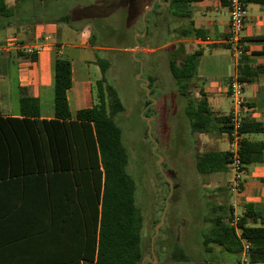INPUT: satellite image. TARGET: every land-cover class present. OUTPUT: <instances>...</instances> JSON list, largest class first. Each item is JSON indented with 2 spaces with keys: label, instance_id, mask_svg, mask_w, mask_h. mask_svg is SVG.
Segmentation results:
<instances>
[{
  "label": "trees",
  "instance_id": "obj_1",
  "mask_svg": "<svg viewBox=\"0 0 264 264\" xmlns=\"http://www.w3.org/2000/svg\"><path fill=\"white\" fill-rule=\"evenodd\" d=\"M22 1L28 0H14V3ZM162 1L168 2L161 11L166 13V18L171 15L184 18L188 17L185 7L199 0ZM241 1L264 4V0ZM221 2L228 4V0ZM157 6L159 10L161 5ZM12 12L6 1L0 0V17ZM191 26L190 21L181 30V37L191 35ZM138 44L141 45L140 41ZM16 52L19 57L36 59V53ZM200 55L198 49L186 52L183 42L174 45L166 55L168 70L179 94L185 97L189 131L216 132L218 137L228 135L230 114H215L203 88L195 81ZM96 59L101 77L96 82L95 100L91 106L79 109L74 118L66 98L71 86V66L60 56L53 65V118H39L38 100L26 94L20 96L19 117L0 114V134L12 172L16 158L19 174L23 175L18 222L29 225L28 229H20L17 236L26 244L27 251L22 249L20 253L26 259L11 264H152L151 260L142 263L143 216L137 206L136 182L127 168L128 152L122 129L115 119L124 106L116 89L106 81L110 62ZM250 71L247 65H238L237 77L242 84L251 81ZM256 71L264 72V64ZM148 81L150 85L152 80ZM190 83L198 96H187ZM148 104L149 100L145 101ZM243 107L244 104L239 110L242 135L239 153L245 168L260 161L264 151V140L251 141L247 135L263 133L264 136V127L248 112L242 113ZM194 169L204 175H225L229 171V152L214 147L205 149L196 155ZM224 188L228 192L229 184ZM262 217V212L248 204L234 221V210L228 200L211 204L203 216L207 223L201 242L204 252L212 253L218 248L239 256L244 240L248 243L247 264L264 263ZM168 258L172 262L188 261L175 243Z\"/></svg>",
  "mask_w": 264,
  "mask_h": 264
},
{
  "label": "rangeland",
  "instance_id": "obj_2",
  "mask_svg": "<svg viewBox=\"0 0 264 264\" xmlns=\"http://www.w3.org/2000/svg\"><path fill=\"white\" fill-rule=\"evenodd\" d=\"M6 3L13 12L0 17V39L4 35L19 37L21 28L29 26V29H33L52 20L64 31L82 32L92 45L103 49L97 52L81 51V55L94 54V57L110 62L105 76L124 106L115 119L121 126L128 152L127 168L136 182L137 206L143 216L145 256L150 257L152 264H227L228 261L217 248L213 257L211 253L204 252L201 243L207 224L203 216L211 204L229 201L230 191L224 188L227 175L199 174L194 169V160L197 154L210 147L228 149V138L227 135L218 137L216 132L189 131V122L184 113L185 97L178 92L166 57L177 43L173 42L175 37L168 30L171 23L169 17L164 16V11L161 14L158 12L159 2L28 0L17 5ZM144 3L148 6L145 7ZM149 19L153 21L149 22ZM145 24H148V34L142 37ZM138 41L150 46L136 47ZM160 44L162 46H158ZM79 60L76 62L79 63ZM140 70L141 79L152 80L148 84V92L141 87V80L137 78ZM92 89L93 103L96 82ZM187 96H198L193 83L189 85ZM147 100L149 104L145 105ZM223 104L222 109H226L230 100L224 99ZM158 157L161 158L159 165L165 177L171 180V191L156 164ZM161 216L163 222L155 235V227ZM152 237L154 244L151 249ZM173 243L187 256L188 261H169ZM235 261H239V256Z\"/></svg>",
  "mask_w": 264,
  "mask_h": 264
},
{
  "label": "crops",
  "instance_id": "obj_3",
  "mask_svg": "<svg viewBox=\"0 0 264 264\" xmlns=\"http://www.w3.org/2000/svg\"><path fill=\"white\" fill-rule=\"evenodd\" d=\"M5 1L14 4V0ZM156 1L161 5L158 10L161 13L168 2ZM245 8L246 16L241 36L244 57L237 56L227 42L228 6L221 0H199L189 4L185 7L188 17L180 18L171 15L169 17L171 27L169 26L168 29L175 37L173 42H183L186 52L196 49L201 51L195 81L203 88L215 114H227L232 106L228 96V81L231 77L238 75V65L245 64L251 68V81L243 83L242 113L248 112L264 127V72L256 71L259 65L264 64V4L247 3ZM152 21L149 19V22ZM190 21L192 22L191 35L181 37V30ZM147 25L145 24L142 37L148 34ZM29 28V26L21 28L19 37L4 35L0 39V47L13 39L23 46L44 44L43 48L36 53L35 60L19 57L13 48L0 51V114L3 117H19L20 96L26 94L38 100L39 118H53V65L55 58L60 56L69 61L71 66V86L66 91V98L70 115L74 118L79 109L92 105L93 83L101 77L96 63L97 57H94V54L81 55V51L97 52L103 49L92 45L85 39L82 32L64 31L52 20L46 24L37 25L33 29ZM137 45L139 48L150 46L146 43L141 45L136 43L135 46ZM158 46H152V48H158ZM76 58L80 59L79 63L76 62ZM224 99L230 100L226 109H222ZM247 138L251 141L264 140L263 133L250 134ZM19 173L16 158L12 172L7 147L0 134V264L3 262L11 264L19 259H26V256L20 255L22 249L27 251L24 248L26 244L17 239L20 229H28L29 226L18 222L23 191L21 182L23 175ZM226 175V183L229 184V171ZM241 184V191L237 195L228 192L234 215L240 216L245 206L250 204L262 212L264 221V151L260 161L245 166ZM217 251L224 255V259L228 261L227 264H238L235 261V259L238 260V256L218 248Z\"/></svg>",
  "mask_w": 264,
  "mask_h": 264
},
{
  "label": "built area",
  "instance_id": "obj_4",
  "mask_svg": "<svg viewBox=\"0 0 264 264\" xmlns=\"http://www.w3.org/2000/svg\"><path fill=\"white\" fill-rule=\"evenodd\" d=\"M228 38L227 42L237 56L243 54L242 30L244 27V21L246 16L245 3L241 0H228ZM48 39V38H47ZM44 44H36L35 46H23L16 40H10L6 44L0 47V51H6L10 48L15 51H22L27 54L37 53L43 48ZM60 54V52H59ZM243 84L238 79L237 75L233 76L228 81V96L231 99L232 106L228 114H230L231 129L228 138V149L229 152V191L232 195H237L242 188V175L244 173V167L239 153V142L242 139V135L239 133L240 126V114L239 110L243 105L242 100ZM238 216H235L234 221ZM242 252L239 255L238 264L248 263V243L242 240Z\"/></svg>",
  "mask_w": 264,
  "mask_h": 264
},
{
  "label": "water",
  "instance_id": "obj_5",
  "mask_svg": "<svg viewBox=\"0 0 264 264\" xmlns=\"http://www.w3.org/2000/svg\"><path fill=\"white\" fill-rule=\"evenodd\" d=\"M137 47H139V46L137 45ZM132 56H133V57L135 56L134 53H132ZM140 72H141V70H140L139 73L137 74V78L141 80V83H140L141 87H142L144 90H146V91L148 92V90H149V88H148L149 81H148V80H145V79H141V78H140ZM147 122H148V118H147ZM148 132H149V130H148ZM160 160H161V158L158 157V159L156 160V164L158 165L159 170L161 171V173L163 174V176L165 177V174H164V172L162 171L161 166L159 165V161H160ZM165 180H166L167 183L169 184V186H170V191H171V180H170L169 178H167V177H165ZM166 203H167V201H166ZM166 203H165V204H166ZM163 214H164V212L162 213V215H163ZM162 222H163V216L160 217V221H159V223H158V224L156 225V227H155V235L157 234L158 227H159V225H160ZM155 235H154V236H155ZM154 236H153V237H154ZM153 237H152V239H151V241H152L151 249H152V245H153ZM145 259L151 260L149 256H145V257L142 259V263L144 262Z\"/></svg>",
  "mask_w": 264,
  "mask_h": 264
}]
</instances>
